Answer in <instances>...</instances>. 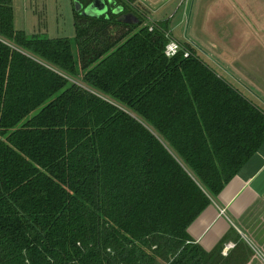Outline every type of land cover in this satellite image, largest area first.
<instances>
[{
	"label": "trees",
	"instance_id": "obj_1",
	"mask_svg": "<svg viewBox=\"0 0 264 264\" xmlns=\"http://www.w3.org/2000/svg\"><path fill=\"white\" fill-rule=\"evenodd\" d=\"M133 5L73 10L72 41L0 0V264H226L187 228L264 142V110L189 44L166 55L167 19Z\"/></svg>",
	"mask_w": 264,
	"mask_h": 264
},
{
	"label": "rangeland",
	"instance_id": "obj_2",
	"mask_svg": "<svg viewBox=\"0 0 264 264\" xmlns=\"http://www.w3.org/2000/svg\"><path fill=\"white\" fill-rule=\"evenodd\" d=\"M133 4L144 16V25L167 19L172 40L189 44L219 76L264 106V0H133ZM12 6L14 27L28 36L73 41L74 0H12ZM66 76L90 88L79 73Z\"/></svg>",
	"mask_w": 264,
	"mask_h": 264
},
{
	"label": "crops",
	"instance_id": "obj_3",
	"mask_svg": "<svg viewBox=\"0 0 264 264\" xmlns=\"http://www.w3.org/2000/svg\"><path fill=\"white\" fill-rule=\"evenodd\" d=\"M208 196L187 228L192 241L212 251L223 240L219 253L226 264H264V142L216 196Z\"/></svg>",
	"mask_w": 264,
	"mask_h": 264
},
{
	"label": "water",
	"instance_id": "obj_4",
	"mask_svg": "<svg viewBox=\"0 0 264 264\" xmlns=\"http://www.w3.org/2000/svg\"><path fill=\"white\" fill-rule=\"evenodd\" d=\"M110 0H92L87 5H83L79 0H74V10L77 12L82 13L86 16H100V15H106L108 12V3ZM114 14H119L122 12V8L120 6L115 7L111 10ZM118 20L124 22V23H137L138 18L132 14L127 13L126 15H121L118 17Z\"/></svg>",
	"mask_w": 264,
	"mask_h": 264
},
{
	"label": "built area",
	"instance_id": "obj_5",
	"mask_svg": "<svg viewBox=\"0 0 264 264\" xmlns=\"http://www.w3.org/2000/svg\"><path fill=\"white\" fill-rule=\"evenodd\" d=\"M167 36L170 38V40L165 46V54L171 56L174 55L181 48V45L178 42L172 40L169 36V33H167ZM187 54L188 53L185 51L184 56H187Z\"/></svg>",
	"mask_w": 264,
	"mask_h": 264
},
{
	"label": "flooded vegetation",
	"instance_id": "obj_6",
	"mask_svg": "<svg viewBox=\"0 0 264 264\" xmlns=\"http://www.w3.org/2000/svg\"><path fill=\"white\" fill-rule=\"evenodd\" d=\"M111 0H110V2L108 3V7H109V9L111 8ZM134 7V6H133ZM122 8V7H121ZM109 9H108V11H109ZM112 10V9H111ZM127 13H132V12H128V11H123V12H120L119 14H118V16L120 17L121 15H123V17H124V15H126Z\"/></svg>",
	"mask_w": 264,
	"mask_h": 264
}]
</instances>
